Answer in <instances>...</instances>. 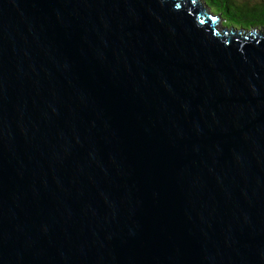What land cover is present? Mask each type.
Wrapping results in <instances>:
<instances>
[{
    "label": "water",
    "instance_id": "obj_1",
    "mask_svg": "<svg viewBox=\"0 0 264 264\" xmlns=\"http://www.w3.org/2000/svg\"><path fill=\"white\" fill-rule=\"evenodd\" d=\"M196 0H0V264H264V28Z\"/></svg>",
    "mask_w": 264,
    "mask_h": 264
},
{
    "label": "trees",
    "instance_id": "obj_2",
    "mask_svg": "<svg viewBox=\"0 0 264 264\" xmlns=\"http://www.w3.org/2000/svg\"><path fill=\"white\" fill-rule=\"evenodd\" d=\"M205 5L204 11L218 18L224 28L250 30L264 28V3L238 0H197Z\"/></svg>",
    "mask_w": 264,
    "mask_h": 264
},
{
    "label": "rangeland",
    "instance_id": "obj_3",
    "mask_svg": "<svg viewBox=\"0 0 264 264\" xmlns=\"http://www.w3.org/2000/svg\"><path fill=\"white\" fill-rule=\"evenodd\" d=\"M197 1V0H196ZM238 1H247V2H249V3H254V2H256V1H259V0H238ZM263 3H264V0H261ZM198 3H199V5L202 7V9L204 10L205 9V5L202 3V2H200V1H198ZM205 12H208V11H205ZM216 18V17H215ZM219 28H224L222 25H221V23H220V21H219V23H217L216 24ZM225 29V28H224ZM226 29H230V28H226Z\"/></svg>",
    "mask_w": 264,
    "mask_h": 264
}]
</instances>
